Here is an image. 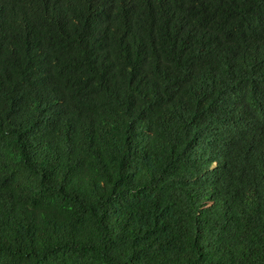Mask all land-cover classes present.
Segmentation results:
<instances>
[{
  "label": "trees",
  "instance_id": "obj_1",
  "mask_svg": "<svg viewBox=\"0 0 264 264\" xmlns=\"http://www.w3.org/2000/svg\"><path fill=\"white\" fill-rule=\"evenodd\" d=\"M0 264H264V0H0Z\"/></svg>",
  "mask_w": 264,
  "mask_h": 264
},
{
  "label": "clouds",
  "instance_id": "obj_2",
  "mask_svg": "<svg viewBox=\"0 0 264 264\" xmlns=\"http://www.w3.org/2000/svg\"><path fill=\"white\" fill-rule=\"evenodd\" d=\"M52 63H54V62H52ZM51 64V63H50Z\"/></svg>",
  "mask_w": 264,
  "mask_h": 264
}]
</instances>
